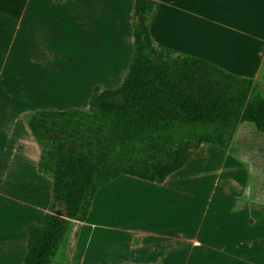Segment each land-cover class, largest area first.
<instances>
[{
	"label": "crops",
	"instance_id": "crops-1",
	"mask_svg": "<svg viewBox=\"0 0 264 264\" xmlns=\"http://www.w3.org/2000/svg\"><path fill=\"white\" fill-rule=\"evenodd\" d=\"M216 4L224 10L221 21L196 8ZM134 5L135 0H0V231L13 234L19 247L26 236L27 251L29 225L42 224L50 208L52 179L39 171L40 148L23 114L87 110L94 87L119 86L134 55ZM251 7H264V0H156L149 30L165 48L256 79L264 72V25L263 33L252 25L261 27L264 13ZM198 23L205 30L197 33ZM214 24L223 54L202 49L217 39ZM245 51L252 59L240 65L236 55ZM163 186L154 193L162 194ZM7 241L0 238V246Z\"/></svg>",
	"mask_w": 264,
	"mask_h": 264
},
{
	"label": "trees",
	"instance_id": "trees-1",
	"mask_svg": "<svg viewBox=\"0 0 264 264\" xmlns=\"http://www.w3.org/2000/svg\"><path fill=\"white\" fill-rule=\"evenodd\" d=\"M155 7L135 0L134 55L119 86L94 87L87 110L23 114L40 148L39 171L52 179L50 208L28 227L23 264H51L71 223L86 219L96 192L116 176L162 183L202 143L228 149L240 123L264 132V92L253 77L158 44L149 30ZM57 203L63 214L53 211Z\"/></svg>",
	"mask_w": 264,
	"mask_h": 264
},
{
	"label": "rangeland",
	"instance_id": "rangeland-1",
	"mask_svg": "<svg viewBox=\"0 0 264 264\" xmlns=\"http://www.w3.org/2000/svg\"><path fill=\"white\" fill-rule=\"evenodd\" d=\"M196 8L224 19L220 4ZM197 25V33L205 30ZM260 25L252 28L263 33ZM213 27L217 39L202 49L223 54L220 27ZM236 57L240 65L252 59L249 51ZM254 82L264 92V72ZM53 211L63 214L64 205ZM3 232L10 245L0 249L10 253L0 264H23L26 236L19 247ZM51 264H264V132L242 122L228 149L202 143L162 183L116 176L96 192L86 219L71 223Z\"/></svg>",
	"mask_w": 264,
	"mask_h": 264
},
{
	"label": "water",
	"instance_id": "water-1",
	"mask_svg": "<svg viewBox=\"0 0 264 264\" xmlns=\"http://www.w3.org/2000/svg\"><path fill=\"white\" fill-rule=\"evenodd\" d=\"M138 26L139 27H146V23L144 22L142 15H139V17H138Z\"/></svg>",
	"mask_w": 264,
	"mask_h": 264
}]
</instances>
